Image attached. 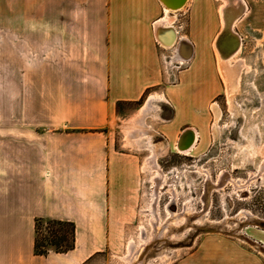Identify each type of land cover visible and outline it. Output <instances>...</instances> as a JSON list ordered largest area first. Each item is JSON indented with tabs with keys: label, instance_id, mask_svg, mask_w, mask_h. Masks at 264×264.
Returning a JSON list of instances; mask_svg holds the SVG:
<instances>
[{
	"label": "crops",
	"instance_id": "0c3cea01",
	"mask_svg": "<svg viewBox=\"0 0 264 264\" xmlns=\"http://www.w3.org/2000/svg\"><path fill=\"white\" fill-rule=\"evenodd\" d=\"M202 2L167 13L160 0H0V264H82L103 241L136 178L108 142L119 104L164 96L161 135L200 132L226 89ZM168 25L170 48L157 31ZM38 218L72 222L74 248L37 254ZM246 237L206 236L176 264H264V230Z\"/></svg>",
	"mask_w": 264,
	"mask_h": 264
},
{
	"label": "rangeland",
	"instance_id": "374dc122",
	"mask_svg": "<svg viewBox=\"0 0 264 264\" xmlns=\"http://www.w3.org/2000/svg\"><path fill=\"white\" fill-rule=\"evenodd\" d=\"M202 1L201 5L214 13L200 14L205 23L203 37L211 27L212 60L217 68L219 66L225 93L207 104L208 120L200 129L202 134L198 131L199 141L189 154L177 148L184 130L172 142L160 133L159 125L171 117V108H162L160 103L158 111L155 109L145 117V122L154 129L156 162L165 175L158 183L152 178L154 172L145 167L152 152L140 149L128 138L131 122L142 117L141 109L149 98H142L138 104L118 105L106 128L108 142L112 150L126 154L124 156L134 164L136 186L124 189L128 192L124 210L110 216L114 219L104 228L103 241H97L99 230L90 228L97 240L92 242L91 256L82 264H125L130 241L140 247L146 241L142 235L148 239L153 234L150 209L155 194L158 212L155 223L163 229L169 223L172 227L167 231L168 236L157 237L152 245L153 252L164 251L165 255L150 254L148 264H176L206 236L235 237L247 244L248 234L256 229L264 230V0ZM193 5L191 1V8ZM248 6L247 14H239ZM186 18L189 23L190 14ZM237 40L241 50L234 53ZM223 57L228 58L222 63ZM238 63L242 65L236 80L226 79L225 66L234 67ZM214 105L221 110L218 121ZM68 233L66 225L41 224V247L53 250L51 242L55 234Z\"/></svg>",
	"mask_w": 264,
	"mask_h": 264
},
{
	"label": "bare ground",
	"instance_id": "6f19581e",
	"mask_svg": "<svg viewBox=\"0 0 264 264\" xmlns=\"http://www.w3.org/2000/svg\"><path fill=\"white\" fill-rule=\"evenodd\" d=\"M164 2L170 7V9H173V8H177L180 5L181 0H164ZM243 4H245V3H243ZM169 11H170L169 9H166L167 13ZM223 11L225 12V10H223ZM223 15L224 14H222V16ZM166 19L171 21L172 18L168 14L166 16ZM225 19H226L225 25L227 26L228 25L227 16H225ZM160 22H162V21H160ZM168 26H172V25H168ZM157 31H158V35H159L161 42L166 47L170 48L174 45L175 33L173 30H165V29L162 30L158 27ZM186 40H188V39H186ZM233 43H235V42L233 41ZM188 44H190V41L188 42ZM189 46H191V45H189ZM218 50L220 52V49H218ZM240 50H241V43L238 42V40H237V45H236L235 51H233V52L236 53V52H239ZM220 54H221V52H220ZM231 54H233V53H231ZM191 56H192V49L187 54H184L183 52H179V53L175 54V58H178V59L186 57V59L189 60L191 58ZM227 58L223 57L222 63H223V60H227ZM241 65H242L241 63H238L234 67H228V66L226 67L225 66L224 77L226 79H231V80L235 81L237 76H238L237 73L241 69L240 68ZM165 100L166 99L164 96L151 95L149 97L148 101L146 102V104L141 109L142 110V117L136 118L134 122H131V123H133V125H131L132 127L129 131V134H128V138L132 144L137 145L138 147H140V149H143V150L146 149V150H150L152 152L147 157V166H145V167L150 168V170H152L154 172L152 178L157 183L159 182L158 179L163 180L165 175H164V172L161 170L160 166L158 165V163L156 162L157 161V159H156L157 158V154H156L157 152L155 153V142L153 140V138H154L153 130L154 129L152 130L150 128V126H148V124L145 122V120H146L145 117H148V114L152 113L157 108L158 102L165 101ZM213 109L216 113V120L218 121L220 119V114H221L220 111L221 110H220L218 105H214ZM199 138H200V134L198 131H196L192 128H187L186 130L183 131L182 135L179 137V140L177 143L178 150L180 152H184L185 154H189L195 148L194 146L197 145ZM156 195L157 194H155V202L153 203L152 208L150 209L152 211L151 223L154 227L153 234L148 239L145 238V235H142V237L146 241L140 247L138 245H136V243L133 240L130 241V243L128 244V254L124 257V260L126 262L125 264H136V263L148 264V262H146V261L150 257V254L153 256L165 255L164 251L153 252V249H152L153 242L157 239V237L165 238L166 236H168L167 231L170 230L172 227V224L169 223V225H167V228L163 229L161 226L158 225V223H155V219L158 216L157 208L155 206V204L157 202V196Z\"/></svg>",
	"mask_w": 264,
	"mask_h": 264
},
{
	"label": "trees",
	"instance_id": "16d2710c",
	"mask_svg": "<svg viewBox=\"0 0 264 264\" xmlns=\"http://www.w3.org/2000/svg\"><path fill=\"white\" fill-rule=\"evenodd\" d=\"M43 223L59 224V225L63 224L69 227V233L67 235L64 234L61 236L60 234H55V237H53L51 245L53 246L54 251L68 252L69 250L74 248L76 227L72 222L38 218L36 221V243H35V249L37 254L44 255L49 252V248H42L39 241V228L40 225Z\"/></svg>",
	"mask_w": 264,
	"mask_h": 264
},
{
	"label": "water",
	"instance_id": "95a60500",
	"mask_svg": "<svg viewBox=\"0 0 264 264\" xmlns=\"http://www.w3.org/2000/svg\"><path fill=\"white\" fill-rule=\"evenodd\" d=\"M160 1L170 11H179V10L183 9L187 5L189 0H181L180 5L177 8H173V9H170V7L164 2V0H160ZM162 28L165 29V30H173L174 31V33H175L174 45H175L176 40H177V31H176V29L173 26H166V27L163 26ZM181 44H186V39H183L181 41ZM185 60H187L186 57H185Z\"/></svg>",
	"mask_w": 264,
	"mask_h": 264
},
{
	"label": "flooded vegetation",
	"instance_id": "af4514ba",
	"mask_svg": "<svg viewBox=\"0 0 264 264\" xmlns=\"http://www.w3.org/2000/svg\"><path fill=\"white\" fill-rule=\"evenodd\" d=\"M212 50H213V46H212Z\"/></svg>",
	"mask_w": 264,
	"mask_h": 264
}]
</instances>
